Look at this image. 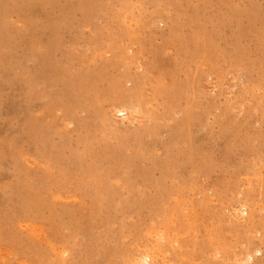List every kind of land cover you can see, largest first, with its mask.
Masks as SVG:
<instances>
[{
	"label": "rangeland",
	"instance_id": "rangeland-1",
	"mask_svg": "<svg viewBox=\"0 0 264 264\" xmlns=\"http://www.w3.org/2000/svg\"><path fill=\"white\" fill-rule=\"evenodd\" d=\"M0 264H264V0H0Z\"/></svg>",
	"mask_w": 264,
	"mask_h": 264
},
{
	"label": "bare ground",
	"instance_id": "bare-ground-1",
	"mask_svg": "<svg viewBox=\"0 0 264 264\" xmlns=\"http://www.w3.org/2000/svg\"><path fill=\"white\" fill-rule=\"evenodd\" d=\"M28 241V240H27ZM38 248V247H37ZM57 250V249H56ZM26 254V253H25ZM146 260V259H145ZM120 263V262H119Z\"/></svg>",
	"mask_w": 264,
	"mask_h": 264
}]
</instances>
